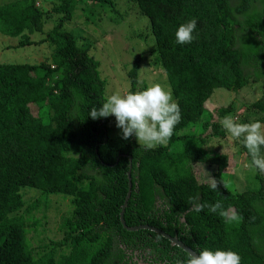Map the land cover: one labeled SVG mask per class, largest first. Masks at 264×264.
<instances>
[{"label":"trees","instance_id":"1","mask_svg":"<svg viewBox=\"0 0 264 264\" xmlns=\"http://www.w3.org/2000/svg\"><path fill=\"white\" fill-rule=\"evenodd\" d=\"M56 1L53 12L36 0L0 5V36L19 39L0 55L48 42L55 47L49 60L36 64L0 61V264H135L129 250H148L160 259L176 252L184 260L189 254L161 235L122 225L129 173L128 227L158 228L195 253L219 248L238 253L240 264H264V174L253 175L256 188L228 190L224 173L231 157L244 155L251 164L250 157L242 145L232 154L209 146L225 138V116L264 122V0H131L148 21L143 19L147 30L132 38L153 42L135 60L130 91L148 87L138 72L148 61L165 75L181 112L168 144L147 150L134 138H112L109 117H87L106 99V83L90 55L93 42L81 45V34L66 27L85 10L82 5L92 4L98 11L89 6L85 16L98 23L108 13L117 26L110 38L121 41L124 14L113 0ZM56 15L48 37L33 41ZM192 18L196 38L174 44L177 26ZM251 88L260 92L253 102L207 108L218 90L239 94ZM198 165L208 167L211 178L202 177ZM58 195L70 199L72 212L62 220V239L40 254L29 238L40 222L26 216ZM217 202L221 208L211 212ZM220 212L238 220L226 222Z\"/></svg>","mask_w":264,"mask_h":264},{"label":"rangeland","instance_id":"2","mask_svg":"<svg viewBox=\"0 0 264 264\" xmlns=\"http://www.w3.org/2000/svg\"><path fill=\"white\" fill-rule=\"evenodd\" d=\"M13 1L15 0H0V5ZM113 1L116 3L115 5L118 12L124 14L123 21L125 27H123V40L120 41L118 38H110L112 31L117 26L116 23L110 22L108 13L104 12L100 19L101 21L98 23L92 22L85 16L89 6L92 11H98L97 7L92 4H87V7L82 5L80 9L84 8L85 10H79L74 21L69 22L66 26L68 29L77 31L82 35L79 36V43L81 45L87 44L86 40L93 42L90 44L91 48L89 51L90 55L99 63L98 69L100 76L105 80V98L113 93L123 94L130 91L132 85L128 75L134 69L135 60L141 55L142 51L145 50L148 45H152L151 43L153 42L152 38H150V40H146V38H141L140 40L132 38L133 35L147 30L145 22L147 19L143 18L144 21L141 18L136 5L131 0ZM56 2V0H36L39 7L50 12H53L52 8ZM57 18L56 15L47 21L44 26V32L34 34L31 39L39 44L42 40H45L50 30L55 26L54 21ZM147 33L150 34V31L148 30L146 34ZM127 36L128 38H126ZM18 41L19 39L0 36V50H3L5 47L8 48L9 45H15ZM54 49V45L48 42L36 46L14 49L10 52L7 50L8 52L0 55V61L10 62L11 64H36L45 59L49 60L54 53ZM147 62L148 61L141 62L138 70L140 77L146 81V85L160 84L162 87H167L165 75H163L161 71H156L154 67L149 66ZM140 85L142 84L140 83ZM216 93L207 105L210 112L220 105L229 104L230 101L240 100L243 103H250L260 96L259 90H254L253 88H251V90H242L239 94H234V92H220V90L216 91ZM238 117L239 116L234 118L237 122H239L237 120ZM109 118L110 136L116 138L120 136V130L115 126V118L111 116ZM194 131L195 127L189 130L191 133ZM240 145L241 144L237 140L231 138L227 134L224 139L210 140L209 142V146L212 149L225 154L241 152L242 147ZM236 155L235 157H231L229 167L224 173V181L227 189L235 193L256 188V185L259 186V183L253 178V175L256 173L252 170L251 164L248 163L249 160L246 159L244 155ZM208 169L209 168L204 165L197 166L198 172H202V177L205 179L211 178V172ZM204 180L200 179L201 182ZM33 196V192L27 193L25 199L29 200ZM58 196L59 197H51L48 205L42 206L32 215L26 216L31 220L33 218L34 220L32 221L38 220L40 222V225H37L35 231H31L29 234L31 245L36 248V251L40 254L46 253L52 242H57L62 239L63 236L60 231L62 220L64 215H70V212H72L70 199L61 195ZM31 220L29 224L32 223Z\"/></svg>","mask_w":264,"mask_h":264},{"label":"clouds","instance_id":"3","mask_svg":"<svg viewBox=\"0 0 264 264\" xmlns=\"http://www.w3.org/2000/svg\"><path fill=\"white\" fill-rule=\"evenodd\" d=\"M196 30L195 18L180 23L174 32L173 43L180 46L190 44L196 38ZM110 116L115 118V126L122 139L134 138L139 148L146 150L167 145L181 121L180 108L171 89L160 84H152L141 91L113 93L98 107H91L87 117L95 121ZM221 126L227 135L246 149L252 170L264 174V122H237L233 117L225 116ZM212 187L215 189L216 185ZM220 208L219 202L209 206L211 212ZM220 215L226 222L238 220L234 214L220 212ZM240 261L239 254L234 251L203 248L176 264H240Z\"/></svg>","mask_w":264,"mask_h":264},{"label":"water","instance_id":"4","mask_svg":"<svg viewBox=\"0 0 264 264\" xmlns=\"http://www.w3.org/2000/svg\"><path fill=\"white\" fill-rule=\"evenodd\" d=\"M128 177H129V191H128V194H127V197H126V200H125V203L122 207V212H121V223L124 226V228L128 231H131V232L138 231V230L152 231V232L157 233V234L161 235L162 237L168 239L172 246H178L183 251L187 252L189 255L196 254L191 248H189L187 245H185L183 242H181L177 237H172V236L166 234L165 232H163L162 230H160L158 228H155V227H152L149 225H141L138 227L130 228L126 225L125 220H124V213H125V209L128 205L129 199L131 197V192H132V180H131V174L130 173L128 174Z\"/></svg>","mask_w":264,"mask_h":264},{"label":"flooded vegetation","instance_id":"5","mask_svg":"<svg viewBox=\"0 0 264 264\" xmlns=\"http://www.w3.org/2000/svg\"><path fill=\"white\" fill-rule=\"evenodd\" d=\"M127 253L132 255V261L130 262L135 264H176L177 261H182L181 256L179 258L175 256L176 252H170L167 256L163 257L162 259L151 255L148 250H129Z\"/></svg>","mask_w":264,"mask_h":264}]
</instances>
